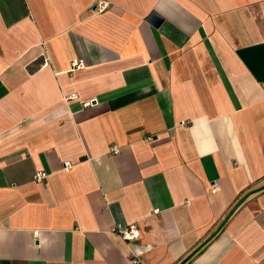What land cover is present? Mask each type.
<instances>
[{"label": "crops", "instance_id": "1", "mask_svg": "<svg viewBox=\"0 0 264 264\" xmlns=\"http://www.w3.org/2000/svg\"><path fill=\"white\" fill-rule=\"evenodd\" d=\"M135 259L264 264V0H0V264Z\"/></svg>", "mask_w": 264, "mask_h": 264}, {"label": "built area", "instance_id": "2", "mask_svg": "<svg viewBox=\"0 0 264 264\" xmlns=\"http://www.w3.org/2000/svg\"><path fill=\"white\" fill-rule=\"evenodd\" d=\"M106 4L102 3L101 4V8H106ZM74 64H77V61H74ZM74 97V95H72ZM88 101H85L83 104L86 105L88 104ZM113 152H116L117 149L116 148H112ZM70 165L68 163H66V165H64V168H68ZM46 178V173L44 172H37L34 175V179L38 182L43 181ZM113 233L117 234L118 236H120L123 240L125 241H132V240H136L139 238L140 236V230L139 227L136 224H128L125 226H116L113 228ZM134 263L139 264L140 261L139 259H135Z\"/></svg>", "mask_w": 264, "mask_h": 264}, {"label": "water", "instance_id": "3", "mask_svg": "<svg viewBox=\"0 0 264 264\" xmlns=\"http://www.w3.org/2000/svg\"><path fill=\"white\" fill-rule=\"evenodd\" d=\"M148 21H149L152 25H154V26H158V25L161 23L162 19H161V17L158 16L156 13H151V14L149 15V17H148Z\"/></svg>", "mask_w": 264, "mask_h": 264}]
</instances>
